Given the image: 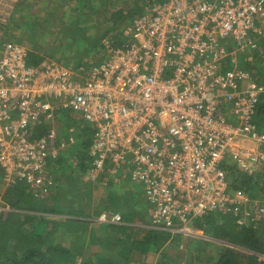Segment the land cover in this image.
Listing matches in <instances>:
<instances>
[{"label":"built area","instance_id":"2783aa9c","mask_svg":"<svg viewBox=\"0 0 264 264\" xmlns=\"http://www.w3.org/2000/svg\"><path fill=\"white\" fill-rule=\"evenodd\" d=\"M19 3L0 0V166L8 179L17 173L39 191L51 186L45 159L58 156L56 140L75 138L54 126L36 138L34 129L65 109L98 127L93 179L108 164L112 174L126 167L153 208L152 229L195 236V219L223 212L264 234V191L232 192L224 167L264 174V133L254 124L264 88L231 66L253 45L250 34L262 35L264 0L155 3L125 30L123 47L104 43L87 74L55 61L30 66L25 46L4 41ZM95 221L122 217L108 211Z\"/></svg>","mask_w":264,"mask_h":264},{"label":"trees","instance_id":"16d2710c","mask_svg":"<svg viewBox=\"0 0 264 264\" xmlns=\"http://www.w3.org/2000/svg\"><path fill=\"white\" fill-rule=\"evenodd\" d=\"M33 1L20 0L14 17L16 19L17 14L26 11L33 19L28 26L30 34L23 33L29 37V42L21 37L11 40L20 45L26 43L28 64L39 67L46 61L60 64L55 60L60 48L75 57L90 46L94 52L102 53L107 40L123 47L125 30L146 14L147 7L163 0H62L63 25L59 27L53 21L55 9L59 8L57 0H53L54 4L50 0H39L41 11L46 8L47 11L36 14L31 12ZM44 2H47L46 6ZM14 19L10 25L24 23ZM68 23L74 24L79 33L71 35V28H65ZM15 26L17 29L23 25ZM47 26L58 28L59 35L64 36L65 42L61 39V46L39 47L35 40ZM5 35H10V30L5 31ZM252 40L257 42L238 51L248 60L245 61L240 53L237 65L231 63V66L248 72L253 81L264 88V30ZM89 68L82 63L73 72L87 74ZM50 123L44 121L34 129L36 138L46 137L49 129L59 123L75 138V143L55 141L58 156L45 159V174L52 181L48 189L33 188L26 177L17 173H12L8 179L6 169L0 166V264H132L134 259L149 255L159 256L155 264H264L262 230L255 229L253 224L239 225L233 214L221 212V217L211 213L193 221L198 234L230 246L199 242L201 240L192 243V239L184 245L187 237L194 235H173L169 231L149 228L137 230L136 222L149 223L148 209L152 214L153 208L141 185L131 181L129 170L118 168V173L112 174L115 165L108 164L96 179H88L94 167L90 151L96 143L98 127L83 115L65 109L57 110L54 123ZM254 124L264 133V94ZM78 142L81 143L80 150H77ZM224 167L232 191L244 192L249 197L264 191V174L249 176L239 172L235 165ZM76 201H82V204H75ZM108 211L119 213L122 223L95 221ZM194 251L200 254L196 255Z\"/></svg>","mask_w":264,"mask_h":264},{"label":"rangeland","instance_id":"374dc122","mask_svg":"<svg viewBox=\"0 0 264 264\" xmlns=\"http://www.w3.org/2000/svg\"><path fill=\"white\" fill-rule=\"evenodd\" d=\"M52 1L51 3L54 4L53 0H50ZM55 1V0H54ZM56 2V6H58L59 8L58 9H55V19L53 20L55 22V24H58V27L59 26H62L63 25V22H62V19H61V13H60V10L62 9L63 11V8H60V6L63 4L62 0H57L55 1ZM46 3L45 6L47 5V2H44ZM31 6H33V8H31V12L32 14H36L38 12H42V13H45L47 11V8L44 9V12L43 10L41 11L42 9V5H41V2L39 0H35L33 1L31 4ZM17 18L14 19V21H23L24 23H13L11 24L8 29L6 30L9 31L10 30V35L8 36H4V41H7L9 43H15L14 41H12L11 39L14 40L15 39H19V37L23 38L24 40H30V39H27L29 38L28 36H24L23 33H26V34H30L29 33V30H28V26L30 25V23L33 21V19H31L29 17V15L26 13V11L22 14H17L16 16ZM19 19V20H18ZM29 22V24H27ZM76 23V22H75ZM19 25V26H22V28H17L16 29V26L15 25ZM71 28L70 29V34L71 35H76L79 33V30H76V26L73 24L71 25L70 23H68L67 26H65V28ZM260 27L263 28L264 30V25H260ZM23 28H25L23 30ZM27 29V30H26ZM250 36L252 38L254 37H257L256 34L254 33H251ZM60 37V39H59ZM64 36L63 35H59V31H58V28H53V27H44L42 31L39 32L38 34V39H36L35 41L38 42L39 44V47H42L44 46L45 48H49V47H52V45H60L61 46V39L63 40ZM29 42V41H28ZM63 42H65L63 40ZM257 42L256 40L253 41V44ZM17 44V43H15ZM23 46L26 47V43L24 44H21ZM41 45V46H40ZM60 52L57 53V56L55 57L56 61H58L60 64L62 65H65L66 68H68L69 70L71 71H75L77 69V67H79L82 63H85L86 64V67H90L91 64L93 63H97L99 62V60H101V54L102 53H99V52H94V48L93 47H89L87 49H85L84 51L80 52L77 56H73L71 54H69L66 50L62 49L61 48L59 49ZM241 52H238V54H240ZM237 54V55H238ZM241 55L244 56L245 58V61H247L248 59L246 58V55H244L243 53H241ZM56 130H57V133L59 135V137H62V138H66L68 134V130L66 131V129H62L59 125V123H56V125L54 124V127ZM80 142L77 143V150H80ZM248 146H251V144H247ZM93 173H90L89 174V177L88 179H92L93 176H92ZM98 177V175L96 176V178ZM106 181V180H105ZM68 202V200H67ZM66 202V203H67ZM82 204V201H76L75 204ZM94 207V206H93ZM95 208V207H94ZM149 211V215L147 217V222L150 221V218H151V210L148 209ZM91 214L93 213V211L90 212ZM218 216H223L220 212H217L216 213ZM138 223V227L140 230L144 229L147 225L143 222H136ZM194 228V226H193ZM255 228H258L257 226H255ZM194 230V229H193ZM197 235V234H196ZM188 239H192V243L195 241L197 242V240H201L199 242H204V243H212L213 241L210 239V238H206V237H202V236H194V237H187V239L184 241V245L188 243ZM215 244H218L220 246H223V245H227V246H230L228 245L227 243L225 242H214ZM214 244V245H215ZM183 245V246H184ZM235 248V247H234ZM237 250L241 251L242 253H246L247 251L246 250H243V249H240L239 247H236ZM174 253V251H172ZM196 255H199L200 253L198 251H194ZM248 254V252L246 253ZM154 259V261H151L150 264H154L155 261H157L156 259H160L159 256H156V258H154L153 255H151ZM132 264H149V263H146V261H142V260H139V259H134V261L132 262ZM184 264V262L182 263ZM195 264H198V263H195Z\"/></svg>","mask_w":264,"mask_h":264},{"label":"crops","instance_id":"0c3cea01","mask_svg":"<svg viewBox=\"0 0 264 264\" xmlns=\"http://www.w3.org/2000/svg\"><path fill=\"white\" fill-rule=\"evenodd\" d=\"M138 224V223H137ZM137 230H140L139 229V227H137L136 228ZM162 228H160V229H154V230H161ZM142 230H145V229H142ZM162 231H166V230H162ZM140 234H142L141 232H140ZM203 237H206V238H208L207 236H203ZM211 239V238H210ZM212 240V239H211ZM212 241H214V240H212ZM214 242H216V241H214ZM214 242H212V243H214ZM154 256V258H156V256L155 255H153ZM136 258V257H135ZM139 260H142V261H146V263H149L150 264V262L151 261H154V259H153V257L151 256V255H149V256H144V257H141V258H139ZM157 260V259H156ZM155 263H156V261H155ZM154 263V264H155Z\"/></svg>","mask_w":264,"mask_h":264},{"label":"clouds","instance_id":"9594fccd","mask_svg":"<svg viewBox=\"0 0 264 264\" xmlns=\"http://www.w3.org/2000/svg\"><path fill=\"white\" fill-rule=\"evenodd\" d=\"M101 60H99V62H100ZM98 62V63H99ZM70 131H73L74 132V129H70ZM69 134H70V132H69ZM68 136H70V135H68ZM249 144V143H248ZM237 170H239V172H241V170L240 169H237ZM242 173V172H241ZM229 183V182H228ZM232 192H234V191H232ZM236 192V191H235ZM237 192H239V191H237ZM260 195V193L259 192H257V196H253V197H255V198H257L258 196ZM151 216H152V214H151ZM150 220H151V218H150ZM122 223V222H121ZM138 226V225H137ZM194 226V225H193ZM148 228L149 229H151V230H154V229H152L151 227H150V221H149V223H148V225L144 228L145 230H148ZM193 228V227H192ZM194 229V231H195V233L198 235V236H202L203 237V235H200V234H198L197 232H196V229L195 228H193ZM197 235H195V236H197Z\"/></svg>","mask_w":264,"mask_h":264},{"label":"bare ground","instance_id":"6f19581e","mask_svg":"<svg viewBox=\"0 0 264 264\" xmlns=\"http://www.w3.org/2000/svg\"><path fill=\"white\" fill-rule=\"evenodd\" d=\"M90 173H92V172H90ZM90 173H89V174H90Z\"/></svg>","mask_w":264,"mask_h":264}]
</instances>
